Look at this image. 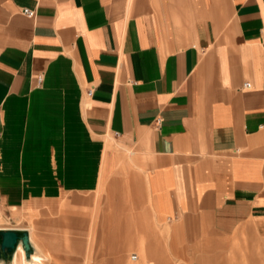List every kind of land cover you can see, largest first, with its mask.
Returning <instances> with one entry per match:
<instances>
[{
    "label": "crops",
    "instance_id": "obj_1",
    "mask_svg": "<svg viewBox=\"0 0 264 264\" xmlns=\"http://www.w3.org/2000/svg\"><path fill=\"white\" fill-rule=\"evenodd\" d=\"M103 188L147 264H264V0H0V220Z\"/></svg>",
    "mask_w": 264,
    "mask_h": 264
},
{
    "label": "rangeland",
    "instance_id": "obj_2",
    "mask_svg": "<svg viewBox=\"0 0 264 264\" xmlns=\"http://www.w3.org/2000/svg\"><path fill=\"white\" fill-rule=\"evenodd\" d=\"M108 194L106 188L99 193L92 189L79 195L65 193L49 203L43 197L11 208L9 220L1 219L0 225L27 229L34 247L33 255L25 260L18 246L12 264H147L141 256L144 236L134 229L139 219L133 213L132 199ZM48 240L53 241V251L46 246ZM131 254L137 261L131 260Z\"/></svg>",
    "mask_w": 264,
    "mask_h": 264
},
{
    "label": "water",
    "instance_id": "obj_3",
    "mask_svg": "<svg viewBox=\"0 0 264 264\" xmlns=\"http://www.w3.org/2000/svg\"><path fill=\"white\" fill-rule=\"evenodd\" d=\"M23 251L25 260H29L34 247L29 241L28 230L19 227H0V264H12L17 247Z\"/></svg>",
    "mask_w": 264,
    "mask_h": 264
},
{
    "label": "built area",
    "instance_id": "obj_4",
    "mask_svg": "<svg viewBox=\"0 0 264 264\" xmlns=\"http://www.w3.org/2000/svg\"><path fill=\"white\" fill-rule=\"evenodd\" d=\"M21 13L24 14V15H26V16H28V17H30V16L33 15V11L30 10V9H28V8H23V9H21ZM40 81H41V77L38 76V77H37V84H39ZM248 86H249L248 83H244V84H243V87H248ZM91 90H92L91 88L87 89V90H86V95H90V94H91ZM134 258H135V257H134V254H131V259H134Z\"/></svg>",
    "mask_w": 264,
    "mask_h": 264
},
{
    "label": "bare ground",
    "instance_id": "obj_5",
    "mask_svg": "<svg viewBox=\"0 0 264 264\" xmlns=\"http://www.w3.org/2000/svg\"><path fill=\"white\" fill-rule=\"evenodd\" d=\"M29 230H30V229H29ZM32 231H33V230H32ZM34 233H35V232H34ZM28 236H29V241L31 242V238H32V237L30 236V234H29ZM33 236H34V235H33ZM34 243H35V242H34ZM32 245H33V244H32ZM34 245H36V244H34ZM35 249H36V248H35ZM52 251H53V250H52ZM143 251H144V250H143ZM36 252H37V251H36ZM38 252H39V251H38ZM141 253H142V252H141ZM37 254H38V253H37ZM40 254H41V253H39L38 255H40ZM45 254H48V253H45ZM142 254H143V253H142ZM142 254H141V255H142ZM32 255H33V254H32ZM48 255H49V254H48ZM17 256H19V254H16V255H15V258H16ZM30 256H31V255H30ZM143 256H144V255H143ZM134 257H135L134 259H131L133 262L137 261V256L134 255ZM121 259H122V257H121V258L118 257L119 262H121ZM118 260H117V261H118ZM120 264H121V263H120Z\"/></svg>",
    "mask_w": 264,
    "mask_h": 264
}]
</instances>
